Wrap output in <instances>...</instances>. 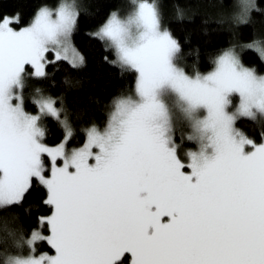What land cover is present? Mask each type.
I'll use <instances>...</instances> for the list:
<instances>
[{
	"label": "snow or ice",
	"instance_id": "6c2138e0",
	"mask_svg": "<svg viewBox=\"0 0 264 264\" xmlns=\"http://www.w3.org/2000/svg\"><path fill=\"white\" fill-rule=\"evenodd\" d=\"M133 4L129 15L113 12L90 35L114 50L112 63L136 74L135 96L117 99L107 127H90L86 143L71 151L59 98L37 88V114H29L23 90L26 78L47 80L60 62L84 65L73 45L75 0L55 11L40 8L19 31L12 27L18 14L0 19V212L22 207L34 178L52 209L37 219L49 235L34 230L25 241L7 221L0 232L29 251L46 241L55 252L8 256L2 264H264V143L236 127L241 118L264 124V75L246 67L238 51L254 49L264 60V41L233 45L216 57L214 70L191 76L178 66L181 44L162 26L158 0ZM254 9V0H237L232 26L251 23ZM177 15L184 18L179 7ZM166 97L198 146L187 165ZM44 117L65 129L58 147L41 142ZM43 154L52 161L50 176Z\"/></svg>",
	"mask_w": 264,
	"mask_h": 264
},
{
	"label": "trees",
	"instance_id": "16d2710c",
	"mask_svg": "<svg viewBox=\"0 0 264 264\" xmlns=\"http://www.w3.org/2000/svg\"><path fill=\"white\" fill-rule=\"evenodd\" d=\"M63 0H0V19L19 16L16 29L29 25L35 14L42 7L55 8ZM80 13L77 30L73 34V45L83 55L85 63L73 69L66 62L49 67L47 80L40 81L31 76L26 79L25 109L34 113L37 108L33 103L36 89L59 98L73 127V136L69 145L79 146L86 139L90 127L103 128L114 109V102L123 97L132 96L135 91L136 74L122 71L112 61L114 50L94 39L90 34L97 31L113 12L134 6L133 0H75ZM162 13V26L169 30L181 44L182 55L179 66L189 73H206L214 68V60L223 50L233 45H245L253 40L264 41V0H254L255 9L251 12V23L233 27L231 18L236 12L237 0H158ZM184 12V18L177 15V8ZM223 20L224 23H218ZM241 61L246 67L255 68L258 74H264V60L257 51L238 48ZM107 57V59H105ZM68 81L69 83H65ZM44 141L49 145L58 144L65 135L61 124L51 117H44ZM239 130L254 143L264 142V124L241 118L237 121ZM178 139V138H177ZM179 140V139H178ZM183 141V140H182ZM183 149L186 144L182 143ZM46 190L34 181L30 195L26 196L22 207L11 212H0V222L7 221L13 229H21L26 241L32 231L39 227L37 219L49 216L52 209L42 201ZM13 240H5L0 232V255L4 251L17 253ZM38 245L54 253V249L40 241ZM2 259L0 257V264Z\"/></svg>",
	"mask_w": 264,
	"mask_h": 264
},
{
	"label": "rangeland",
	"instance_id": "374dc122",
	"mask_svg": "<svg viewBox=\"0 0 264 264\" xmlns=\"http://www.w3.org/2000/svg\"><path fill=\"white\" fill-rule=\"evenodd\" d=\"M62 2H64V0L62 1ZM61 2V3H62ZM67 2H69V3H71V2H73V0H67ZM60 3V4H61ZM76 3V2H75ZM59 4V5H60ZM77 4V3H76ZM59 5H57L55 8H50V9H52L53 11H55V9L59 6ZM133 10V7L132 8H126V9H124V10H121V11H118V12H115V13H117V15H119L121 18H124V17H126L127 15H129L130 13H131V11ZM34 20V19H33ZM33 20H32V22H33ZM31 22V23H32ZM31 23L29 24V25H27V26H25V27H29L30 25H31ZM13 28H14V30H16V31H19V30H22L23 28H25V27H23V28H20V29H16L14 26H12ZM75 47V46H74ZM254 50V49H253ZM78 51V50H77ZM79 52V51H78ZM80 53V52H79ZM81 54V53H80ZM178 66H179V64H178ZM181 67V66H180ZM215 67V66H214ZM182 68V67H181ZM184 71H185V73L186 74H188V75H191V76H194L196 73H189V72H187L185 69H183ZM212 70H214V68L212 69ZM212 70H210V71H212ZM209 71V72H210ZM209 72H206V73H200L201 75H206V74H208ZM258 74V73H257ZM258 75H264V74H258ZM27 79V78H26ZM25 89H26V86H25V88H24V90H23V96H24V100H25ZM133 97L135 96V91H134V93H133V95H132ZM34 98V97H33ZM166 100L169 102V104L170 105H172V107H173V116H174V119H175V121L177 122V128H176V135H175V137H174V139L178 142V144H179V147H178V155L181 157V159H182V162L183 163H185V165H187L188 163H190V157H189V153L190 152H193V151H197L198 150V146L193 142V141H190V140H187L186 139V137H187V135H188V133H189V130L187 129V127H185V126H183L181 123H180V120H181V118H180V114H179V112H178V110L176 109V107H175V104H174V102H173V100H172V98H170V97H166ZM234 102L235 103H238V97H234ZM24 109H25V104H24ZM114 110V109H113ZM25 111L26 112H28L26 109H25ZM29 114H37V110H36V112H34V113H31V112H28ZM110 115H111V113H110ZM109 115V116H110ZM62 118H63V116H62ZM110 118V117H109ZM43 119V118H42ZM40 123H41V126L44 128V130H45V127H44V125L42 124V120L40 121ZM108 123V122H107ZM107 127V124H106V126L105 127H103V128H98L99 130H103V129H105ZM236 127L238 128V126H237V122H236ZM71 128H72V132H73V127L71 126ZM238 130H239V128H238ZM240 131V130H239ZM64 132H65V129H64ZM241 132V131H240ZM73 136V135H72ZM72 138V137H71ZM70 138V139H71ZM179 140H178V139ZM44 139H45V135H44V137L42 138V143H44L46 146H48V147H58L61 143H64L65 142V135H64V138L58 143V144H56V145H49V144H47L45 141H44ZM70 139H68L67 140V143L65 144V148H66V150H68V151H71V150H76V149H79L80 147H82L85 143H86V139H85V141L82 143V145H79V146H74V145H69V142H70ZM184 141V143L186 144V146H185V148L186 149H183L182 147H183V145H182V143H183V141ZM262 143H264V142H262ZM262 143H260V144H262ZM257 145H259V144H257ZM245 150L246 151H252L253 149L251 148V146L249 145V146H246V148H245ZM94 151H98V150H95L94 149ZM41 159H42V161L44 162V167H45V169H46V174L48 175V176H50L51 175V168H52V161H51V158L50 157H48L46 154H43L42 155V157H41ZM91 162H93V161H90V163ZM57 166H62V160H58L57 161ZM188 171H190V169H187ZM34 181H35V178H34ZM38 231H40L41 232V234L42 235H49L50 234V232L48 233V234H45L41 229H38ZM30 238V237H29ZM28 238V239H29ZM40 241H37L36 242V244H35V246H34V252H32V251H29V249H28V246L26 245V244H24L23 245V248H22V246H19V247H17V250L16 251H18L17 253H13V252H8V251H6V252H2L1 253V255H0V257H1V259H2V262H3V260L6 258V257H8V256H22V257H27V256H29V255H36V256H39V255H54L55 254V252L54 253H49L48 251H46V250H44V249H42L41 248V245H38V243H39ZM47 243V242H46ZM2 264V263H1Z\"/></svg>",
	"mask_w": 264,
	"mask_h": 264
}]
</instances>
